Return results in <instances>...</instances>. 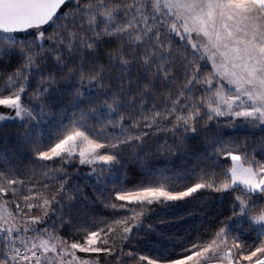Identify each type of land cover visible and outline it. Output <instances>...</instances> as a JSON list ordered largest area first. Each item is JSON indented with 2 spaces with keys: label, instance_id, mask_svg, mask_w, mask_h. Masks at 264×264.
<instances>
[{
  "label": "snow or ice",
  "instance_id": "1",
  "mask_svg": "<svg viewBox=\"0 0 264 264\" xmlns=\"http://www.w3.org/2000/svg\"><path fill=\"white\" fill-rule=\"evenodd\" d=\"M0 264H264V0H0Z\"/></svg>",
  "mask_w": 264,
  "mask_h": 264
},
{
  "label": "trees",
  "instance_id": "2",
  "mask_svg": "<svg viewBox=\"0 0 264 264\" xmlns=\"http://www.w3.org/2000/svg\"><path fill=\"white\" fill-rule=\"evenodd\" d=\"M10 127L14 128L15 126ZM13 146L14 142L9 144L10 148ZM189 146L193 151L200 147L198 140H191ZM177 163H179V161H177ZM86 170V168L82 169V171ZM219 211L218 200L212 194L205 193L203 196L197 197L196 200L186 205L183 210L176 211V216L183 217L184 219L183 222H177L171 225V230L181 234L187 231L193 236L199 235L204 228L209 226L210 221ZM185 213H191V215H186ZM66 231H69V229H66Z\"/></svg>",
  "mask_w": 264,
  "mask_h": 264
},
{
  "label": "rangeland",
  "instance_id": "3",
  "mask_svg": "<svg viewBox=\"0 0 264 264\" xmlns=\"http://www.w3.org/2000/svg\"><path fill=\"white\" fill-rule=\"evenodd\" d=\"M87 171V170H86Z\"/></svg>",
  "mask_w": 264,
  "mask_h": 264
}]
</instances>
